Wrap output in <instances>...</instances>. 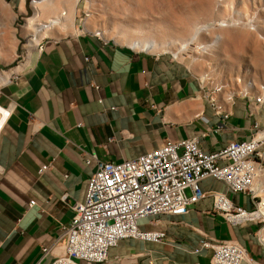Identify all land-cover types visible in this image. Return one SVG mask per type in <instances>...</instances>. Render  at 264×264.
<instances>
[{"label": "crops", "instance_id": "0c3cea01", "mask_svg": "<svg viewBox=\"0 0 264 264\" xmlns=\"http://www.w3.org/2000/svg\"><path fill=\"white\" fill-rule=\"evenodd\" d=\"M30 12L29 0H0V71L12 72L0 86V107L10 112L0 129V264L53 263L72 206L85 202L100 162L137 160L170 140L193 138L205 153H216L249 140L254 123L264 127V107L250 116L247 101L234 98L216 100L229 115L223 122L209 99L213 92L167 53L79 33L78 12L72 29L53 31L41 51L27 47L26 57L29 30L20 24ZM222 43L227 49L230 41ZM44 166L50 169L40 174ZM200 187L208 196L187 215L140 223L144 231L164 232L161 243L122 241L110 251V263L210 264L213 250L204 244L228 241L247 250L244 264H264L261 225L229 223L214 211L212 195L252 212L251 199L213 178ZM44 249H51L46 257Z\"/></svg>", "mask_w": 264, "mask_h": 264}, {"label": "built area", "instance_id": "2783aa9c", "mask_svg": "<svg viewBox=\"0 0 264 264\" xmlns=\"http://www.w3.org/2000/svg\"><path fill=\"white\" fill-rule=\"evenodd\" d=\"M39 1L29 0L30 8ZM87 18L89 15L84 13L83 21ZM234 19L231 17L229 23L237 24ZM84 33L105 39L100 33ZM24 41L30 42L31 37ZM42 42L37 44L36 50L43 49ZM23 50L27 57L26 47ZM18 61L24 62L22 54ZM243 98L250 116L256 114L253 109L264 107L263 96L253 100ZM212 101L216 113L222 115V121L229 119L221 106ZM0 109L4 111L0 114L5 122L10 112ZM49 169L44 166L40 174ZM207 178L225 183L233 194L248 196L256 208L247 211L235 206L225 195L214 193V211L233 225L257 223L261 225V234L264 228L261 209L264 202V127L254 123L249 140L231 143L216 153H205L198 139L193 138L179 143L170 140L162 148L137 160L120 164L100 162L90 178L85 202L72 206V222L63 228L58 241L63 250L51 264H110V251L122 241L161 243L166 237L164 232L144 231L140 223L163 215H187L191 207L208 196L200 187L201 181ZM67 198L65 195L63 200L67 201ZM35 205V201L29 204L30 207ZM259 240L264 244L261 236ZM204 247L213 250L210 264H244L248 261L247 250L237 243L226 241L204 244ZM50 250H43L44 257Z\"/></svg>", "mask_w": 264, "mask_h": 264}, {"label": "rangeland", "instance_id": "374dc122", "mask_svg": "<svg viewBox=\"0 0 264 264\" xmlns=\"http://www.w3.org/2000/svg\"><path fill=\"white\" fill-rule=\"evenodd\" d=\"M91 1V18L87 22L89 32L100 31L106 40L124 46H130L132 40L173 43L170 49L150 53L176 54L177 41L189 40L195 29L201 28L199 25L205 26L208 30L199 33L190 53L180 56L179 61L186 64L211 93L214 88H223L222 95L214 94L218 100L229 96H234V100H245L240 95L245 92L260 96V87L264 85V0ZM86 8L82 1L78 6V24L84 22ZM47 12L51 14L50 10ZM63 12L60 9L56 15ZM50 17L45 15L41 20L47 21ZM231 17L238 23L228 28L218 27L220 22H229ZM18 31L22 36L20 28ZM217 35L222 37L219 44H215ZM225 37L230 41L227 49L222 43ZM202 47L204 49L200 50ZM15 67L12 65L5 71ZM246 68L253 69V73H245ZM200 69L201 73L198 72ZM249 85L254 88L251 90Z\"/></svg>", "mask_w": 264, "mask_h": 264}, {"label": "bare ground", "instance_id": "6f19581e", "mask_svg": "<svg viewBox=\"0 0 264 264\" xmlns=\"http://www.w3.org/2000/svg\"><path fill=\"white\" fill-rule=\"evenodd\" d=\"M84 1L87 5V8L85 9L86 14L89 15V18H87L84 22H82L81 24H79V33H84V32H89L90 30H88L87 28V22L88 20L91 18V12H90V7L92 4V1L90 0H40L38 4H36L33 9L31 8V16L27 17L25 20V27H27V29L29 30V36L31 37V41L27 43L25 42L22 45V49L23 47H33L36 49L37 44L41 43L42 44L46 41L49 40L50 35L53 31H61L63 33H65L66 31H68L69 29H72V27L74 26V22H75V16L78 12V6L79 4ZM30 6V5H29ZM62 9L64 12L61 15H56L58 13V11ZM47 10H50L49 15H51V17L49 18V20L47 21H43L41 20V17H44L45 15L48 14ZM84 16V14H83ZM83 20V19H82ZM234 24H230L229 22H220L218 27L223 29V28H228L231 27ZM201 28H197L195 29V33L193 34V36L185 41V40H179L177 42H179V47L176 48V54H169L167 53L170 57L173 56L176 60H174L172 57V59L174 61H179V57L182 56L183 54H188L190 53V51L192 50V43H194L195 41L198 40V35L199 33H201L202 31H207L205 26L199 25ZM21 27V26H20ZM77 28V27H76ZM96 33H100L102 34V32H96ZM103 35V34H102ZM27 37V38H28ZM26 38V39H27ZM216 41L215 44H219L222 40V37L217 35L216 36ZM183 41V42H181ZM176 42V43H177ZM173 43H171V45L169 44H161L158 43L156 41H140V40H132L130 42V48L133 50H139L141 52L144 53H150L151 51H156V50H163V49H170V46ZM216 46V45H215ZM143 48V49H142ZM200 50L204 49V47L199 48ZM22 54V53H21ZM20 54V55H21ZM19 56V55H18ZM18 56L16 59V62H18L20 64V62L18 61ZM12 72H3L0 71V86L6 84L11 77ZM203 82V81H202ZM264 86V85H262ZM262 86L260 87V96H263L264 99V88L262 89ZM249 88L252 90L254 87L252 85H249ZM215 91L211 94L210 96V101L212 106L214 107V104L212 103L214 100L216 102V98L214 97V94L217 93L219 95H221L223 93V88H214ZM243 97H247L249 98V100H253L255 99V95L253 93L250 92H245L240 94ZM234 96H229L227 97V101L228 102H232ZM222 109V107H221ZM2 110L0 109V112ZM4 113V111H2ZM4 118L3 116L0 114V127L4 124ZM260 126V125H259ZM262 127V126H260ZM262 209V213L264 215V202L262 203L261 206ZM264 220V217H263ZM261 239L264 241V228L261 231Z\"/></svg>", "mask_w": 264, "mask_h": 264}]
</instances>
